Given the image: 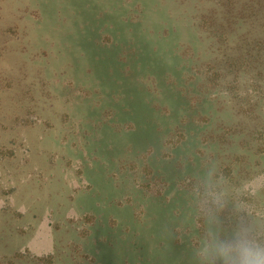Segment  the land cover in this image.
Returning <instances> with one entry per match:
<instances>
[{
  "label": "rangeland",
  "instance_id": "374dc122",
  "mask_svg": "<svg viewBox=\"0 0 264 264\" xmlns=\"http://www.w3.org/2000/svg\"><path fill=\"white\" fill-rule=\"evenodd\" d=\"M206 176L264 220V0H0V264H193Z\"/></svg>",
  "mask_w": 264,
  "mask_h": 264
},
{
  "label": "clouds",
  "instance_id": "9594fccd",
  "mask_svg": "<svg viewBox=\"0 0 264 264\" xmlns=\"http://www.w3.org/2000/svg\"><path fill=\"white\" fill-rule=\"evenodd\" d=\"M228 205L226 191L206 176L202 229L191 247L193 264H264V220L251 219L238 206ZM229 213L234 222L226 227Z\"/></svg>",
  "mask_w": 264,
  "mask_h": 264
}]
</instances>
